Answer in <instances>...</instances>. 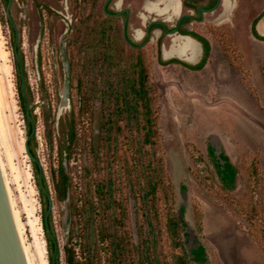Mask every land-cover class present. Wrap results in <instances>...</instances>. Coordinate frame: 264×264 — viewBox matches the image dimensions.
<instances>
[{
	"label": "rangeland",
	"instance_id": "rangeland-1",
	"mask_svg": "<svg viewBox=\"0 0 264 264\" xmlns=\"http://www.w3.org/2000/svg\"><path fill=\"white\" fill-rule=\"evenodd\" d=\"M104 1L12 0L10 8L35 114L32 147L53 200L61 264L66 247L87 264H137L146 212L161 264H171L174 254L202 264L190 252L196 244L205 247V264H264V212L252 211L264 206V40L253 39L250 30L264 0H236L228 19L202 28L210 55L199 70L159 63L176 56L167 53L176 37L163 39L164 52L154 35L139 49L127 45L121 19L103 13ZM6 6L0 0V137L26 241L50 264L42 195L24 146L28 125ZM224 9L220 5L209 19ZM138 54L147 69L154 145L143 143L142 117L118 108L123 83L136 77ZM71 114L75 140L68 156L60 152V123ZM209 145L237 168L234 189L221 182ZM61 163L70 178L63 200L53 186ZM148 175L159 183L157 215L143 199ZM181 207L187 226L175 246L167 214ZM113 240L123 244V254L114 255Z\"/></svg>",
	"mask_w": 264,
	"mask_h": 264
},
{
	"label": "trees",
	"instance_id": "trees-1",
	"mask_svg": "<svg viewBox=\"0 0 264 264\" xmlns=\"http://www.w3.org/2000/svg\"><path fill=\"white\" fill-rule=\"evenodd\" d=\"M5 1L7 3V0ZM7 21L12 31V35L15 36V29L8 17H7ZM255 21L253 22L252 27H251L252 34L258 39H264V36H261L260 34L257 33L255 29ZM200 40L202 41L204 45V55L200 63L190 64L187 62H182L178 59H171L169 61H163V64L168 63V62H179L193 70L201 69L205 65L210 55V45H209V41L206 38L202 37L200 38ZM127 45L129 44L127 43ZM16 53H18L17 47L15 51V57H16ZM19 58H20L21 67L16 57V64H17V68L19 72L18 73L19 98H20V104L25 113V119L28 125V134H29L31 131V120L27 113V101L31 103L32 98H31L30 89H29V86L26 80V75L23 69V59L21 56H19ZM133 71L136 73V77L126 78L125 82L123 83V87H122L121 94H120L122 96V103L118 106V108L127 113H133L136 116V118H138L139 116L142 117L144 121L143 126L145 130L143 134V143L148 144V145H154L155 144L154 137L156 136L155 119L152 113L151 96H150V89L148 86L147 69L144 64L143 57L140 54L136 56V61L133 64ZM130 94L132 95L131 98L128 97V95ZM29 111H30V116L32 120L35 122V114L33 113V108H30ZM60 126H61L60 130L62 134L65 136L63 144L60 147V152L61 153L67 152L68 153L67 155L69 156L70 149L73 146V143L75 140V127L73 123L72 114H71L70 119L67 121V123L62 122L60 123ZM33 143L35 144V134L31 137L29 141V147H30L32 154L36 158H38L34 148L32 147ZM208 151L215 158V166L217 169V173L224 187L227 189H234L235 184H236L237 168L232 163L229 156L225 152H220L219 154H216L215 149L213 148L212 145L208 146ZM32 164L34 166V172L37 177V184L39 186V189L42 195V202L44 206V209H43L44 212L42 215L43 227H44V231L46 234V239L48 242V248L50 252L49 262L50 264H52V254H53L54 243L47 230V224L45 222V213L48 207V197L42 190L40 183H39L38 164L35 161H32ZM42 177H43V183L45 187L48 189V191H50L48 183H47V179H46V176L43 170H42ZM146 178H147L146 185L148 189H146V191L143 194L144 203L146 206H149V204L150 206H153V214L157 215L158 210L156 208V204H157V188H158L159 183L153 180L152 177H150V175H148ZM53 186H54L56 197L60 200L65 199L67 196V190L70 187V178L66 174L62 163L59 164L56 177L53 178ZM252 211L255 212L254 213L255 215H258V213H263L264 206H261V208L257 210L256 206L253 205ZM145 216L148 219L147 237L143 241V245L140 247V250L138 252L137 264H161L159 258L154 254L155 249H156V244L154 242L155 229L152 226V222L149 218V212H146ZM47 222H48V226L50 228L51 233L57 239L54 225L52 223V211L50 212L48 216ZM166 226H167V231L169 235L172 237L173 244L175 246H178L179 241L177 240V238L179 237L180 230L181 228L187 226V221L184 219V208L183 207L180 208L178 213L168 212ZM150 236H152V241L148 240ZM114 245L117 249V251L116 249L113 250L114 255L118 256L120 254H123L124 252L123 244L115 242ZM64 250H65L64 252H65L66 264H82V263L87 264V262H81L78 259V257L75 254V251L72 250V248L66 247ZM190 252H191V255L194 261L202 263V264H205L208 262V257L205 251V247L202 244H196L195 246H192L190 248ZM172 258L173 259H172L171 264H190V259H188L187 254H174ZM117 260H120V259H117ZM56 264H61L60 247L58 248L57 255H56Z\"/></svg>",
	"mask_w": 264,
	"mask_h": 264
},
{
	"label": "flooded vegetation",
	"instance_id": "flooded-vegetation-1",
	"mask_svg": "<svg viewBox=\"0 0 264 264\" xmlns=\"http://www.w3.org/2000/svg\"><path fill=\"white\" fill-rule=\"evenodd\" d=\"M146 1H150L155 4V9L153 11L148 12V10L145 9ZM217 3L218 0H177V10H174L170 4L168 6L166 5V0H110L107 5V10L110 12V14L105 13V15L110 19H121V35L123 39L125 31L129 40H131L136 45H140L145 41L147 43L151 39L152 35H154L158 37V44L160 45V50L163 52L166 50L164 48L163 39H166L167 37L170 39L174 36L178 37L177 35H190L194 37L200 42L202 48L201 55H195L196 59L194 62L198 64L201 62L204 55V45L200 40L202 37L205 38V33L203 32L202 28L207 30L209 22L220 24L225 19H228L236 5V0H229V7L226 11V14L220 12L213 19H209L208 16L214 14L220 5L225 6L223 0L220 1L218 5ZM103 5L102 11L104 12ZM123 10L126 11L119 15H115ZM142 15L148 16V19L144 21ZM126 16L127 21L126 27L124 28ZM152 21L154 23L150 25ZM137 31L141 33V40L136 39L134 36L135 32ZM133 48L139 49L135 47ZM180 58L182 57H174V59L185 62V58H182L184 60H181ZM159 59L160 58H158L159 63L164 61L163 58L160 60ZM188 62L193 63L191 61ZM167 64H178L186 67L184 64L179 62H168Z\"/></svg>",
	"mask_w": 264,
	"mask_h": 264
},
{
	"label": "water",
	"instance_id": "water-1",
	"mask_svg": "<svg viewBox=\"0 0 264 264\" xmlns=\"http://www.w3.org/2000/svg\"><path fill=\"white\" fill-rule=\"evenodd\" d=\"M222 0H218V3H220ZM224 1V0H223ZM234 1V0H232ZM110 2V0H105L103 9L104 13L110 14L107 10V5ZM217 3V5H218ZM12 5V0H7V6H6V14L7 17L10 19L14 29H15V44H14V49L16 51L17 47V42H18V31L16 24L12 18V15L10 13V8ZM126 10H123L115 15H119L123 13ZM227 18V16H226ZM126 21H127V16L124 22V28L126 27ZM154 23L153 21L150 23V25ZM180 37H189L193 40H195L198 45H199V52L198 54L201 55V45L200 42L195 39L194 37L190 35H177ZM175 37V36H174ZM124 39L125 41L132 47L135 48H140L144 46L146 43L143 42L140 45L134 44L131 40L128 39L126 32L124 31ZM149 39V38H148ZM147 39V40H148ZM17 60L19 61L20 64V58L18 53H16ZM181 60H184L180 58ZM187 63H190L186 60H184ZM190 64H196V62L190 63ZM24 86V85H23ZM30 103L27 101V113L29 115V118L31 120V131L25 138L24 146H25V151L28 157L32 160L37 162L38 167H39V183L44 191V193L48 197V207L45 213V222L47 224V230L53 240L54 243V248H53V254H52V264H56V255L57 251L59 248V244L57 239L54 237V235L51 233L50 228L48 226V216L50 212L53 209V200L50 195V191L45 187L43 183V177H42V167L38 159L32 154L30 147H29V141L31 137L36 133V126L34 121L32 120L30 116ZM0 264H33L31 260V256L27 247V243L23 234V230L19 221V217L13 202V198L7 183V179L5 176V171L3 167V162H2V157L0 153Z\"/></svg>",
	"mask_w": 264,
	"mask_h": 264
},
{
	"label": "bare ground",
	"instance_id": "bare-ground-1",
	"mask_svg": "<svg viewBox=\"0 0 264 264\" xmlns=\"http://www.w3.org/2000/svg\"><path fill=\"white\" fill-rule=\"evenodd\" d=\"M169 4L174 10H177V0H166V5L168 6ZM224 4H225V6H224L225 9H224L223 13L226 14V11H227V9L229 7V0H224ZM145 9L151 12V11H153L155 9V4L149 1V2H147L145 4ZM143 18L146 21L148 19V16H144L143 15ZM135 34H136L137 37H141V33L139 31L135 32ZM177 42H179V43H177ZM198 51H199V45H198V43L195 40H193L191 38L189 39V37H180V36H178V37H176L174 39V43L170 46V49L168 50L167 53L168 54H172V55L174 54L176 56H180L182 58H185L187 61L194 62L195 59H196L195 55L198 54ZM1 56L4 57L5 56L4 53H2ZM4 69H6V68H4ZM1 139L2 138L0 137V153H1V157H2V162H3V167H4L7 183H8L12 198H13V194H12V190H11V187H10V184H9V178H8V174H7V167H6L7 163L5 162V157H4L6 155L9 158L8 149L6 147L7 144H6V142L3 139L2 140ZM4 147H5V151L3 150ZM10 155H11V153H10ZM13 202H14V205H15L18 217H19V221H20V224H21V227H22V223H21V220H20V213H19V210L16 207L14 198H13ZM23 228L24 227H22V230H23ZM23 234H24V237H25L24 230H23ZM25 240H26V237H25ZM26 243H27V247H28V250H29V253H30V256H31L32 263L33 264H42L41 252H40V250L37 249L38 247L36 249H34L33 246L31 244H29L27 241H26Z\"/></svg>",
	"mask_w": 264,
	"mask_h": 264
},
{
	"label": "crops",
	"instance_id": "crops-1",
	"mask_svg": "<svg viewBox=\"0 0 264 264\" xmlns=\"http://www.w3.org/2000/svg\"><path fill=\"white\" fill-rule=\"evenodd\" d=\"M261 15H257L250 23V30H251V25L252 23L255 21V29L257 31L258 34H260L261 36H264V9L263 11L260 13ZM251 35H252V38L253 39H257L253 34H252V31H251ZM260 40V39H259ZM264 42V41H262ZM261 73L262 75V72H259ZM263 77V75H262ZM264 80V78H263Z\"/></svg>",
	"mask_w": 264,
	"mask_h": 264
}]
</instances>
